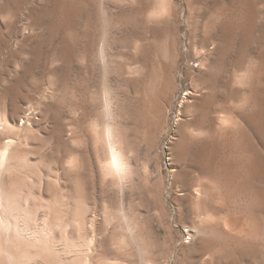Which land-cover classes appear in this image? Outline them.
<instances>
[{"label": "rangeland", "instance_id": "374dc122", "mask_svg": "<svg viewBox=\"0 0 264 264\" xmlns=\"http://www.w3.org/2000/svg\"><path fill=\"white\" fill-rule=\"evenodd\" d=\"M243 74L247 103L234 93L212 112L249 117L233 120L225 195L222 173L197 166L207 152L222 168L223 140L216 124L204 134L194 104L242 88ZM12 116L0 147L11 144L23 190L79 223L66 230L75 251L61 228V259L29 264H264V0H0V121ZM111 149L120 175L108 170Z\"/></svg>", "mask_w": 264, "mask_h": 264}, {"label": "bare ground", "instance_id": "6f19581e", "mask_svg": "<svg viewBox=\"0 0 264 264\" xmlns=\"http://www.w3.org/2000/svg\"><path fill=\"white\" fill-rule=\"evenodd\" d=\"M250 79H251V77H249L248 74H243V75H241L240 79L239 78L236 79L239 81V83L237 85L243 86L242 88L238 87V88H232L231 89L226 84L222 85L220 87H215V88L210 89L207 93H205L199 100H197L196 104H194V107L197 108V106H198L200 108V118L199 119H201L207 125L206 128L203 129L204 134L207 135L212 131L210 128L211 123L216 124L213 131L216 130L217 133H219V135H220V139L223 140V151H222L223 152V166H222V168H217L218 166L215 165L214 163H212V161L208 157L209 155H207V152L204 154L203 153L201 154V158H200V161H198L197 166L200 165V167L202 168V169L201 168L200 169L205 171L206 173H208V175H210V174L215 175L218 172L222 173L220 179L222 181L221 184L223 185V189L225 190V195H228V194H230V192H232V188L234 186V181H235L234 162H233V159L231 157V154H232L231 146L233 147V142H234V138H235L234 131L236 129L233 120H234V117L237 115V117H239L245 124H248L249 123V117L246 114L245 109L238 111L236 115L233 111H230L226 108L223 109V112L220 111L216 115H213V113L216 111L215 109L217 106L222 107L221 104H222V101H224V99H226L230 95H232V97H233L234 93H235V95L240 94V93H241V95H243L242 100H244L243 103L245 105L247 103V100H248L247 94H248V90H250L249 87L251 86L250 84L252 81V80L250 81ZM234 87H236V86H234ZM196 93H197V90H194V91L188 90V92H186L185 94L186 95L187 94L188 95H191V94L194 95ZM221 107H219V108L222 109ZM13 118L14 119H12L11 117H9V119H6V118L3 120L1 119L2 120V121H0L1 129L6 130V131L8 129L9 130L12 129L14 127V124L16 123V122L14 123L15 117H13ZM189 122L185 121L183 123V126H185V127L189 126V124H190ZM199 124H201V123H199ZM201 125H203V123ZM15 127H17V126H15ZM14 128H13V131H14ZM10 131H12V130H10ZM15 131H16V128H15ZM180 136H178V137H180ZM185 139H186V136L180 137L181 141H184ZM208 139H209V137H208ZM186 140H188V139H186ZM11 141H13V140H11ZM11 143H13V142H11ZM9 146H11L10 143H5L0 147V264H29L30 261H33V260L36 261L37 259H40V260L45 261V262L58 261L61 259V253H59L57 251L54 244H55V239L58 235V231L61 228L65 229V231L62 233V236L60 237V239L62 240V243L64 245L65 253L70 254V252H73V250L76 247V243L70 238V236L68 235V232L66 231L68 229L67 226H69V225L71 226V223H72L71 218H69L70 215L68 213L65 217L59 216V214H57V204H56L55 200L49 199V200L44 201L45 199H42L40 196H35L31 192L23 190V186H25L26 183L24 182V185H23V182H22V184H21V182L19 183L18 180L20 179L21 176L18 173H20V172H17V174L19 176L15 175L16 171H19L18 170L19 168L16 169L17 165H15V162H17V158L15 159L16 161L14 160L15 161L14 162L12 157L15 155V153H14V155L11 154L10 149L12 148V146H11V148ZM180 148H182V147H180ZM183 149H184V147L182 148V150ZM182 154L184 155L183 151L179 152V154H178L179 157ZM111 158L112 159L110 160L111 162L109 163L108 170L112 174L114 173L116 175H120L121 170H122V162L119 159V157H117V154L113 150L111 151ZM19 159L20 158H18V160ZM22 165H23V163H22ZM258 165L259 164L257 162L253 163V167H251L252 169H250L251 171L249 170L250 176L256 175L260 171ZM21 167L22 166H20V170H21ZM23 169H25V168H23ZM23 169H22V171H24ZM24 176H26V175H24ZM22 179H23V177H22ZM26 182H27V180H26ZM27 185H28V182H27ZM32 186H33V184H32ZM33 192H34V190H33ZM30 198H33V200H34L32 205L29 202ZM64 203H65V201H64V197H63V204ZM79 203L80 202H78V205H80L82 202L80 204ZM66 206H67V204L65 205V207ZM79 207H81V206H79ZM39 209L44 210L47 213L46 216L43 217L44 219H43V223L41 224V226L36 224V220H37L36 215H37V211ZM69 209H70L69 212L70 211L72 212L70 207H69ZM73 209L75 210V208H73ZM77 211H78V213H77L78 216H83L86 213V212H84V209L81 210V208ZM62 212H63V210H62ZM64 214H66V213H64ZM74 214H76V213L74 212ZM209 214H210V212H209ZM79 218L80 217H78L77 219L80 221ZM76 220H74V221H76ZM73 223H75L76 226L79 224L77 222H73ZM75 224H73V225L75 226ZM80 224H84L83 220H82V222L80 221ZM127 227L129 228V226H127ZM64 229H61V230H64ZM193 234L190 233L188 237L191 238ZM85 236H87V235H85ZM91 236H89V238L83 237V239H84L82 242L83 246H86L87 248L91 247V245L94 242L93 238ZM63 245H62V247H63ZM83 246L80 245L81 248ZM78 249H79V246L77 245V250ZM90 259L89 258L72 259L67 264H92L91 262H93V261ZM163 260L164 261H162L160 264H168V262L165 261V259H163ZM157 263L158 262H156V264Z\"/></svg>", "mask_w": 264, "mask_h": 264}]
</instances>
